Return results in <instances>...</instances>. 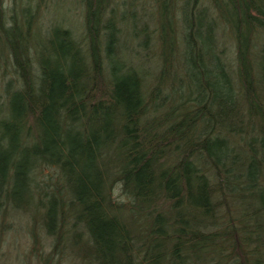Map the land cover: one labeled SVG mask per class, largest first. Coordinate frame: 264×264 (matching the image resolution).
<instances>
[{
  "label": "trees",
  "instance_id": "trees-1",
  "mask_svg": "<svg viewBox=\"0 0 264 264\" xmlns=\"http://www.w3.org/2000/svg\"><path fill=\"white\" fill-rule=\"evenodd\" d=\"M56 1L0 0V224L83 264H264V0Z\"/></svg>",
  "mask_w": 264,
  "mask_h": 264
},
{
  "label": "rangeland",
  "instance_id": "rangeland-1",
  "mask_svg": "<svg viewBox=\"0 0 264 264\" xmlns=\"http://www.w3.org/2000/svg\"><path fill=\"white\" fill-rule=\"evenodd\" d=\"M71 1L72 0H69V2ZM65 3L66 2L56 1L50 7L49 14L52 15L51 17L54 18V20H58V18L61 17V6ZM80 9L79 4L75 5L73 10L69 13L66 12L67 14L64 16V20L67 23H73L77 31H80L82 28L81 21L83 14L81 15L82 12ZM29 219H27V217H18L15 220L8 221V218V220H5V223L0 224V226L4 228V231L0 232V264H29L31 259V264L36 262L37 259L34 258V251L37 252V249L31 248L33 236L39 237L43 242L40 249L42 253L45 254L44 258H49L46 264H83L81 262L82 258L76 256L74 251L69 252L68 250L65 251L64 257L62 256V259L58 260L56 257L58 254L53 251L51 242L48 243L45 239L40 238L44 236L41 222L35 221L33 223L31 220L29 221ZM40 249H38V251ZM56 260H58V262Z\"/></svg>",
  "mask_w": 264,
  "mask_h": 264
}]
</instances>
